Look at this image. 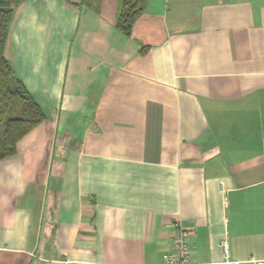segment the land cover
I'll return each mask as SVG.
<instances>
[{
	"label": "crops",
	"instance_id": "crops-1",
	"mask_svg": "<svg viewBox=\"0 0 264 264\" xmlns=\"http://www.w3.org/2000/svg\"><path fill=\"white\" fill-rule=\"evenodd\" d=\"M117 14L15 12L4 54L47 119L0 159V264H162L174 220L194 264L225 239L264 261V0H147L131 36Z\"/></svg>",
	"mask_w": 264,
	"mask_h": 264
},
{
	"label": "trees",
	"instance_id": "trees-1",
	"mask_svg": "<svg viewBox=\"0 0 264 264\" xmlns=\"http://www.w3.org/2000/svg\"><path fill=\"white\" fill-rule=\"evenodd\" d=\"M25 1L0 0V159L16 154L18 143L47 119L37 97L25 87L4 54L15 12ZM146 1L118 0L115 26L120 33L131 36ZM145 50L147 47L142 52Z\"/></svg>",
	"mask_w": 264,
	"mask_h": 264
},
{
	"label": "built area",
	"instance_id": "built-area-1",
	"mask_svg": "<svg viewBox=\"0 0 264 264\" xmlns=\"http://www.w3.org/2000/svg\"><path fill=\"white\" fill-rule=\"evenodd\" d=\"M172 244L162 255V264H194L192 262L191 236L192 232L184 227L180 220L169 223ZM223 255L220 264H264V261L248 259L236 261L231 259L229 241L225 239L219 244Z\"/></svg>",
	"mask_w": 264,
	"mask_h": 264
},
{
	"label": "rangeland",
	"instance_id": "rangeland-1",
	"mask_svg": "<svg viewBox=\"0 0 264 264\" xmlns=\"http://www.w3.org/2000/svg\"><path fill=\"white\" fill-rule=\"evenodd\" d=\"M2 130V126H0V131ZM53 154H54V152L52 151V149H51V151H50V153H49V157L52 159V157H53Z\"/></svg>",
	"mask_w": 264,
	"mask_h": 264
}]
</instances>
